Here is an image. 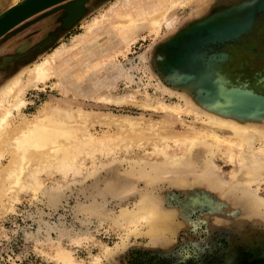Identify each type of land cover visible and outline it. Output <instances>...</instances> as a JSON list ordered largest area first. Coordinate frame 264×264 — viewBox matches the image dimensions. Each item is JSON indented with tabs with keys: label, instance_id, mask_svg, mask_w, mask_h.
Here are the masks:
<instances>
[{
	"label": "rangeland",
	"instance_id": "obj_1",
	"mask_svg": "<svg viewBox=\"0 0 264 264\" xmlns=\"http://www.w3.org/2000/svg\"><path fill=\"white\" fill-rule=\"evenodd\" d=\"M261 1L189 0L169 9L158 29L144 27L130 44L120 43L96 53L88 60L89 66L69 62L77 72L54 74L39 86L27 88V104L14 110L13 123L24 115L31 116L51 99L68 109L81 107L91 116L109 112L116 118H137L143 126L151 122L157 130H146L150 141L129 145L130 149L125 146L127 141H119L121 144L109 153L98 151L94 158L80 154L82 160L69 168L43 169L37 191L22 188L5 210H1L0 202V264H64L67 259L76 264H228L225 251L230 247L249 243L264 246V137L254 136L264 129V116L256 118L258 113L264 115V91L251 86L245 74L232 83L221 67L228 53L218 51L219 46L236 40L244 31L234 40L225 39V35L219 39L217 34H199L190 62L192 73H199L191 75L196 79L193 85H181L175 69L177 43L191 41L195 27L217 29L246 21L253 6ZM110 2L114 0H88V11L64 27L59 37L52 31L62 28L64 8H48L44 11L50 12L44 16L39 17L44 11L35 14L2 35L0 60L3 54L35 43L38 50L48 40L52 44L38 51L36 59L17 60L10 69L0 67V87L18 74L26 79L36 60L62 41L71 42L74 34L83 31L84 24ZM10 3L8 0L2 9ZM263 11L264 6L254 9L246 30ZM169 18L173 19L170 25L166 23ZM261 57L262 53L254 61L264 62ZM10 58L4 56L5 61ZM257 74L263 80L262 70ZM194 87H207V97ZM106 91L133 92L136 99L97 100ZM147 95L153 100L159 97L168 105L185 102L186 97L197 107L206 106L205 101L214 102L247 119L256 131L241 134L245 141L243 159L230 155L224 142H201L186 153L182 138L187 130L210 129L215 137L235 133L227 125L208 121L204 114L143 105ZM117 124L96 123L91 133L100 136L126 130ZM8 160L6 154L3 164ZM8 198L5 196L4 201ZM145 200L171 214L164 229L154 234L148 218L136 223L126 219L125 213L137 211Z\"/></svg>",
	"mask_w": 264,
	"mask_h": 264
},
{
	"label": "bare ground",
	"instance_id": "obj_2",
	"mask_svg": "<svg viewBox=\"0 0 264 264\" xmlns=\"http://www.w3.org/2000/svg\"><path fill=\"white\" fill-rule=\"evenodd\" d=\"M188 1L189 0H114V2H110L111 5H109L108 8L106 7L104 11L98 14L95 13L92 19L84 24L83 31L74 34L71 42L62 41L53 50L48 52L47 55L42 57V59L36 60L29 67L26 79L18 74L4 82L0 87L1 210L10 207V203L12 202L10 199L13 198L14 195L17 196L16 194L20 193L19 191L22 190V188L27 187L37 191L41 184L39 178L40 171L43 169L61 170L69 168L79 162L80 159L82 160L80 154L94 158L95 152H111L112 148L117 144H121L119 141H122V143L127 141L126 145H123L128 147L129 145L132 146V144L144 143L149 140V137L146 135V130H157L155 129L156 126L151 124V122L143 126L140 125V121L137 118H116L115 115L109 112L100 114L98 117L91 116L89 112H86V110L81 107L78 109H68L53 102L51 99H46L41 107L31 116L24 115L14 123L11 120V116L14 114L15 109L19 111L21 107L27 104L25 93L28 87L33 85L39 86L40 82L46 81L54 74H69V70H77L74 69V66H71L73 63L77 64V66H89L88 60L92 56L98 52L104 53V49L116 44L118 38L121 39L122 43L130 44L132 39L136 38L144 27L153 26L154 29H158L161 20L167 17V11L169 9H176L178 6L186 4ZM17 2L18 1L11 0V3L0 10V12L6 11L9 8L11 9ZM87 11L88 7L86 3L83 5L81 0H77L72 5L69 14L70 17L66 20L65 25H69L71 21L77 17L80 19ZM82 12L83 14H81ZM172 22L173 19L169 18L166 23L170 25ZM102 24L104 26H102ZM105 33L109 36H106ZM102 37L105 38V41L101 40ZM51 44L52 40H48L46 44L44 43L41 45L40 48L42 49L40 52L48 49ZM72 61L73 63H69ZM133 99H136L135 93L133 92L114 93L106 91L102 92L97 97V100L105 102H121ZM189 99L193 101L190 97H186L185 102L177 101L174 104L168 105L159 97L153 100L152 97L147 95L142 99V103L143 105L156 108L169 107L179 113L182 111L189 113L193 112L196 116L204 114L207 116L205 118L208 121L218 126H229L234 131L235 135L215 137L212 136L210 129L203 131L197 130L195 132L187 130L182 138L187 144L186 153H189L195 144L201 142L210 144H221L224 142L227 145V152L241 161V159H243L242 149L245 144L242 135L247 134L250 130L256 131V127L252 126L250 121L247 122V119H241V117L233 111L227 110L225 107L219 106L214 102L205 101L206 106L201 107L198 105L200 107H197V103L191 102ZM200 108H204V110ZM263 116V114L258 113L256 118L261 120ZM114 122L118 123L117 125H119L120 128L124 127L126 130L123 132L120 131L121 133L116 131L117 133L115 132V134H112L113 131L111 135L107 133L108 135L100 136L91 133V127L96 123L114 124ZM261 130L262 131L259 132L257 131L258 134L254 136L261 135L259 136L260 138L264 137V129ZM163 137H161V139ZM151 145L155 144L153 143ZM128 148L130 149V147ZM163 152L165 151L163 150ZM6 154H9V160L7 164L4 165L3 157L6 156ZM169 154L170 153L166 152L168 160L171 161L173 158L170 157ZM251 180L252 179L249 181ZM5 196L9 197L7 202L4 201ZM148 196L149 195H147L145 199L149 201L147 198ZM149 198L151 197L149 196ZM154 199L156 200L155 197ZM148 201L140 205V209L137 211H132L130 209L131 211L127 214L125 213V215L127 220L135 223L141 218H148L150 232L154 234L164 229V226H166L168 221L172 218L171 214H169L164 207ZM64 264L76 263L74 260L67 259Z\"/></svg>",
	"mask_w": 264,
	"mask_h": 264
},
{
	"label": "flooded vegetation",
	"instance_id": "obj_3",
	"mask_svg": "<svg viewBox=\"0 0 264 264\" xmlns=\"http://www.w3.org/2000/svg\"><path fill=\"white\" fill-rule=\"evenodd\" d=\"M7 2L8 0H0V9ZM64 31V27H62L52 32H56L60 36ZM36 45L33 44L28 48L26 46L15 53L6 54L5 56L11 58L4 62L3 56L0 60V67L10 69L17 64V60L28 61L30 58L33 59L39 51ZM222 49L228 53V57L221 62V67L228 75L229 80L232 83H237L238 77L245 74L250 77L249 84L251 86L264 91V79H260L259 74H257L259 70L264 73V62L261 60L254 61L260 53H262L260 59L264 58V11L256 17L249 30L241 33L236 40L226 42L222 47H218L219 52ZM245 66L248 68L246 69ZM225 257L228 264H264V246L262 243H249L230 247L225 251Z\"/></svg>",
	"mask_w": 264,
	"mask_h": 264
},
{
	"label": "water",
	"instance_id": "obj_4",
	"mask_svg": "<svg viewBox=\"0 0 264 264\" xmlns=\"http://www.w3.org/2000/svg\"><path fill=\"white\" fill-rule=\"evenodd\" d=\"M77 0H20L14 7L11 9H7L6 11L0 12V37L7 32H9L12 28H14L19 23L25 21L26 19L30 18L31 16L38 14L48 8H52L50 11H54L56 9L64 8L65 10V16L62 17V27H70L73 22H76L79 17L73 19L69 25H65L66 20L70 17V10L72 8V5ZM83 2V5L88 0H81ZM259 6H264V0L260 2L259 5H254L252 10L256 9ZM50 11H44L39 17L44 16L45 14L49 13ZM250 13L249 17H247L248 21H243L234 25H226L223 28H217V29H211L208 28L206 30H201L200 26L195 27L193 29V35L191 38V41H180L178 44V50L175 54V69L177 71L176 78L177 81L181 85H186V87H189L190 84H192V81H195V78H192L191 75L197 76L199 75L197 70H194L193 73L191 71L190 62L193 59V53L192 50L194 49V45L198 42L196 41L197 37H199V34H206L211 35L217 34V38H221L222 36H226L225 39L228 40H234L241 32L246 31V28L249 26V22L252 19V12ZM83 14V12L81 13ZM80 14V15H81ZM245 22V23H244ZM248 25V26H247ZM245 29H244V28ZM243 28V29H242ZM200 29V30H198ZM195 30V31H194ZM235 31V32H234ZM229 32V35L226 33ZM237 32H239L237 34ZM198 34V35H196ZM216 43V42H215ZM1 66V64H0ZM190 67V68H189ZM206 86V83H205ZM195 88V87H194ZM196 89V88H195ZM200 94H202L205 97H207V87L204 89H196Z\"/></svg>",
	"mask_w": 264,
	"mask_h": 264
},
{
	"label": "crops",
	"instance_id": "obj_5",
	"mask_svg": "<svg viewBox=\"0 0 264 264\" xmlns=\"http://www.w3.org/2000/svg\"><path fill=\"white\" fill-rule=\"evenodd\" d=\"M102 26H104V25L102 24ZM105 34H106V33H105ZM48 35H49V34H48ZM107 35H108V34H106V36H107ZM108 36H109V35H108ZM116 41H117L116 44L111 45L110 47H107V49H104V50L107 51L108 49H112V48L116 47L118 44L122 43L121 39H119V38H118ZM35 44H38V43H35ZM50 46H51V45H50ZM50 46H49V47H50ZM49 47H48V48H49ZM41 49H42V48L39 47V51H41ZM3 55L5 56V54H3ZM3 55H2V56H3Z\"/></svg>",
	"mask_w": 264,
	"mask_h": 264
}]
</instances>
